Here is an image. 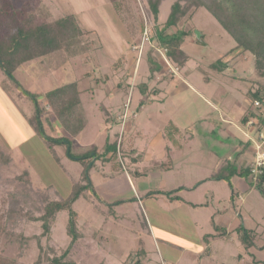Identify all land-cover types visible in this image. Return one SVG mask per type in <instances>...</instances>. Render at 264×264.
Returning a JSON list of instances; mask_svg holds the SVG:
<instances>
[{
	"label": "rangeland",
	"instance_id": "rangeland-1",
	"mask_svg": "<svg viewBox=\"0 0 264 264\" xmlns=\"http://www.w3.org/2000/svg\"><path fill=\"white\" fill-rule=\"evenodd\" d=\"M174 1H163L159 21L168 18ZM13 3L39 5L49 19L75 14L87 30L78 52H61L47 63L26 62L15 76L25 88L42 95L77 80L88 122L77 136H69L72 151L82 154L98 146L101 153L106 144L117 150L114 157L94 158L86 176L83 162L69 157L65 144H56L55 159L31 124L33 100L0 67V264H32L39 258L47 264L48 255L69 248L67 211L57 215L45 236L39 220L43 202L59 193L68 195L73 181L84 184L87 179L97 196L75 204L84 237L71 252L79 264H134L139 258L143 264H264L259 254L246 250L239 230L230 232L216 223H224L218 211L227 208L235 221L242 218L259 243L264 242L261 191L254 186L252 195L231 200L229 181L214 178V164L202 162L204 157L211 161L227 157L223 171L230 172L235 165L229 152L232 139L227 136L231 125L222 123L219 111L200 96L211 101L226 96L225 108L233 117L242 118L247 108L255 109L254 97L248 94L264 81L252 54L240 50L228 54L237 43L205 8L184 22L194 35L182 46L190 60L180 67L164 48L156 49L157 39L150 43L141 31L140 24L149 16L144 9L147 0ZM40 103L46 110V133L65 135L49 103L41 99ZM132 145L147 148L152 161L134 166L129 155ZM116 196L124 200L123 208L114 204ZM202 202L205 206H193ZM235 208L241 217L235 216ZM222 233L226 234L218 240H205V235ZM131 254L135 260L128 258Z\"/></svg>",
	"mask_w": 264,
	"mask_h": 264
},
{
	"label": "trees",
	"instance_id": "trees-1",
	"mask_svg": "<svg viewBox=\"0 0 264 264\" xmlns=\"http://www.w3.org/2000/svg\"><path fill=\"white\" fill-rule=\"evenodd\" d=\"M163 1L147 0L144 9L149 16L145 14V21H142L140 26L141 31L148 34L150 43L153 42L151 41L153 39L158 40H156V49L164 48L165 54L172 62L184 67L190 60V55L184 51L182 46L194 34L191 29L186 30L184 28V22H187L198 10L205 8L236 41V47L232 48L228 54L234 50L251 53L253 65L264 81V0H175L171 5L168 18L161 22L158 17ZM41 10L39 5L19 7L13 3V0H0V67L33 100L36 110L32 116L31 124L46 141L50 153L54 155L55 159L59 158L56 144H65L67 155L73 159L78 157L77 159L83 162V174L86 176L85 171H87L89 163L94 158L97 159L100 155L114 157L112 153L115 154L117 147L111 145V148L109 144H106L105 150L101 153L98 152V146H94L82 154L72 151L69 136H77L88 122L77 80L48 90L42 95L25 88L15 76V72L26 62L39 59L40 62L47 63L51 56L61 52H78V46L81 44L84 34L87 33V30L81 27L75 14H66L60 18L49 19L45 17ZM146 18L152 27L150 34L147 32L148 23ZM172 28L174 31H171ZM196 40H202V35L201 38H196ZM215 63L212 64L216 67ZM249 95L254 97L253 104L256 105V101H259L262 105H256L255 109H250L242 118V122L245 123L254 117L258 120L256 124H260V122H264L262 115L264 84L260 85L255 91L249 92ZM40 99L49 103L57 121L61 123L62 128L66 131L65 135L55 137L46 133L44 120L47 121V119L43 118L46 110L44 105L40 103ZM69 146L71 147L70 150ZM225 168L226 166H223L222 169L216 172L214 178L230 181V174L236 172L237 169L232 167L231 172L228 170L223 171ZM72 185V190L68 195L64 196L59 193L54 200L43 202L44 213L39 218L43 222V234L45 236L49 235L57 215L67 211V233L72 238L69 248L59 254L47 256V264H79L71 252V248L77 246L79 239L84 237L79 224L80 212L75 208V204L80 198H93L97 196V193L88 179L84 184L80 180L73 181ZM255 185L264 195V172L259 176ZM162 191L152 190L153 193ZM123 201L120 198L114 204L119 205ZM238 230L241 232L239 239L247 251L257 245L253 229L246 228L241 223ZM225 234H208L205 240H209L210 237L219 239ZM52 253H55L54 248H52ZM128 258L136 259L132 257V254ZM141 259H137L134 264H143ZM32 264H43V261L39 258L37 262ZM159 264H162V262Z\"/></svg>",
	"mask_w": 264,
	"mask_h": 264
},
{
	"label": "crops",
	"instance_id": "crops-1",
	"mask_svg": "<svg viewBox=\"0 0 264 264\" xmlns=\"http://www.w3.org/2000/svg\"><path fill=\"white\" fill-rule=\"evenodd\" d=\"M186 30H189V29H186ZM254 80H250V81H254ZM257 85L258 86H256V89L260 85H263V82L259 81ZM250 87H252V85ZM200 98L202 99V101H204V103H206L207 105H210L211 109H213L215 111H219V119L221 120L222 123H227L228 125H231L228 127L229 129H227V136L230 139H232V144H231V147L229 149V152H230V154H234L233 156H231L230 160H232L235 163V165L234 164H232V165L234 166V168L237 169V171L234 172L233 174L229 173L231 175V178L229 181L230 188H231L230 199L234 200L235 197L243 198L244 196L252 195V192H253L252 190L254 189V186H256L255 184L257 182H253L250 179L249 169H250L251 164L253 163V160H254L256 144L262 143L264 146V122H262V123L260 122V124H256L258 120L254 117L249 119L245 123L242 122V118L246 115V113L251 108H247L246 113L244 114V116L242 118L233 117V115L230 114L229 112H227V109L225 108V106L228 105V102H225L228 99V98H226V96L221 98L220 100L215 97V98H213L214 101H211L208 97H206V95H202V94H201ZM252 107H253V105H252ZM262 115L264 118V105H263ZM256 134L259 135L258 138L262 139L261 141H256L258 139V138L255 139ZM252 140H253V142H250ZM176 142H177V140H176ZM178 146L180 147L181 144H178ZM130 148H131L130 149L131 152L129 155L133 158V159H131V162L132 161L134 162V164H133L134 166L137 163L140 164L141 162H147L148 160H149L148 162L152 161V155H151V153L148 152L147 148L139 149V147H136L134 145H132V147H130ZM165 149H166V147H165ZM137 157H138V159H134ZM170 157L171 158L174 157V159H175L174 155L170 154L169 158ZM204 159L206 160V162H208V163L211 162V164H214L213 169L214 170L217 169V171H213V174L215 175L216 172H218L220 169H222L223 166H225L228 158L227 157H221L217 161H216V159H213L211 161L210 158L208 160L207 158L204 157L202 162H204ZM150 166H151V164L149 163L146 166V168L149 169ZM170 168L171 167H168L166 170H168ZM245 171H246V173H245ZM242 172H244V173H242ZM162 184H164V182ZM261 194H262V192H261ZM118 199H119V197L116 196L114 198V201H116ZM242 200H244V199H242ZM200 204H203V206H205L204 202L197 203V204L194 203L193 206L194 205H200ZM117 206H119V208H123L124 204H119ZM234 211H235V216L238 215L239 217H241V213L239 211H237L236 208L234 209ZM218 212L220 214H222V216L224 218L223 219L224 223L221 225L219 223V221L216 222L215 221V217H216L215 215L212 218L220 227L225 228L227 231L234 232V231L238 230L241 223H243L245 225V222L242 218H241V220L237 219L235 221L234 214L231 211H229V209H227V208H225L223 211H218ZM246 228H248V227H246ZM250 229H252V228H250ZM228 234H229V232H228ZM205 237H206V235H205ZM212 238L215 239L214 237H212ZM215 240H218V239H215ZM256 240L258 241V242L256 241L257 245L252 247L249 250V252H250V254L251 253L254 254L256 252L264 260V255L262 254V253H264V242L259 243L260 241L257 238H256ZM242 258L243 257L241 254L240 260H242ZM165 261L166 260H164L163 263H165ZM255 261H256V258H254V262ZM256 263H259V261Z\"/></svg>",
	"mask_w": 264,
	"mask_h": 264
},
{
	"label": "built area",
	"instance_id": "built-area-1",
	"mask_svg": "<svg viewBox=\"0 0 264 264\" xmlns=\"http://www.w3.org/2000/svg\"><path fill=\"white\" fill-rule=\"evenodd\" d=\"M256 105H260V102L256 101ZM263 172H264V146L262 143H258L256 144L255 147V156L253 163L251 164L249 177L253 182H257L259 176Z\"/></svg>",
	"mask_w": 264,
	"mask_h": 264
},
{
	"label": "water",
	"instance_id": "water-1",
	"mask_svg": "<svg viewBox=\"0 0 264 264\" xmlns=\"http://www.w3.org/2000/svg\"><path fill=\"white\" fill-rule=\"evenodd\" d=\"M197 34H200L199 32H197ZM199 36V35H198ZM200 37V36H199Z\"/></svg>",
	"mask_w": 264,
	"mask_h": 264
},
{
	"label": "clouds",
	"instance_id": "clouds-1",
	"mask_svg": "<svg viewBox=\"0 0 264 264\" xmlns=\"http://www.w3.org/2000/svg\"><path fill=\"white\" fill-rule=\"evenodd\" d=\"M261 105V104H260ZM262 138V137H261ZM250 174V173H249Z\"/></svg>",
	"mask_w": 264,
	"mask_h": 264
}]
</instances>
